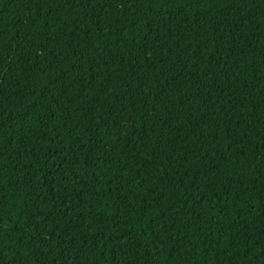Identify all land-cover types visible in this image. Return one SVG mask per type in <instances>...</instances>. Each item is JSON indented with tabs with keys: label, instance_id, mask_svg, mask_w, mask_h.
Returning <instances> with one entry per match:
<instances>
[{
	"label": "trees",
	"instance_id": "16d2710c",
	"mask_svg": "<svg viewBox=\"0 0 264 264\" xmlns=\"http://www.w3.org/2000/svg\"><path fill=\"white\" fill-rule=\"evenodd\" d=\"M0 264H264V0H0Z\"/></svg>",
	"mask_w": 264,
	"mask_h": 264
}]
</instances>
